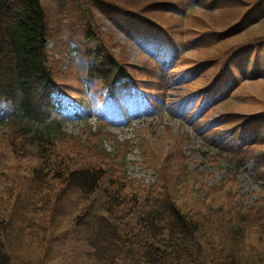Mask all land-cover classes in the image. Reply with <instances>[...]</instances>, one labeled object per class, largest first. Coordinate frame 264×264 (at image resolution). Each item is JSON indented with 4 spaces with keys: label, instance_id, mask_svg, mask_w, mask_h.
I'll list each match as a JSON object with an SVG mask.
<instances>
[{
    "label": "rangeland",
    "instance_id": "obj_1",
    "mask_svg": "<svg viewBox=\"0 0 264 264\" xmlns=\"http://www.w3.org/2000/svg\"><path fill=\"white\" fill-rule=\"evenodd\" d=\"M101 1L42 0L49 66L74 96L62 97L68 141L58 148L77 158L73 169L104 165L109 182H126L128 193L168 191L196 215L215 220L208 226L215 233L211 243L202 239L204 257L216 258L214 249L225 257L233 223L246 227L241 213L248 220L264 217V133L236 151L227 144L239 142L243 132L264 131V59L257 55L264 53V0H106L114 8ZM151 20L157 25L150 27ZM251 47L248 55L238 52ZM158 49L165 66L156 59ZM93 50L116 59L131 77L116 85L113 97L106 82L88 78ZM232 62L239 69L232 70ZM154 98L163 103L154 105ZM224 136L225 144L215 146ZM19 141L0 126V222L19 238L16 256L36 257L33 263L96 264L87 254L91 248L71 240L80 233L74 230L65 241L68 224L49 229L53 240L43 249L16 228L15 213L24 200L32 203L31 185L45 173L35 169L41 165L37 151H23ZM126 168L152 183L142 190ZM46 185L38 198L49 191L56 197L65 187Z\"/></svg>",
    "mask_w": 264,
    "mask_h": 264
},
{
    "label": "trees",
    "instance_id": "obj_2",
    "mask_svg": "<svg viewBox=\"0 0 264 264\" xmlns=\"http://www.w3.org/2000/svg\"><path fill=\"white\" fill-rule=\"evenodd\" d=\"M101 2L104 7L114 8L106 0ZM127 13L141 15L129 9ZM48 35L41 0H0V107L5 110L0 124L21 139L19 143L26 149L20 150L37 151L41 165L35 169L45 171L31 185L32 203L24 200L15 213L16 228L25 231L29 238L36 237L43 249L45 243L53 240L48 237L49 229L55 232L68 224L72 228L64 232L65 241L74 230L80 233L76 241L93 249L96 264H264V232L259 227L263 225V215L255 214L254 220H248L249 214L241 213L246 227L239 221L233 223L229 249L220 246L225 257L214 249L216 258H205L207 248L202 239L210 242L215 235L208 228L216 224L215 220L196 215L168 191L146 196L128 193L124 191L126 182H109L110 173L104 165L92 168L90 163L85 168H72L78 165L77 158L61 154L57 145H66L68 140L61 116L63 105L54 93L67 90L54 79L49 66ZM88 66L89 79L109 86H115L122 76L131 80L116 59L104 55H95ZM48 181L63 182L65 187L56 197L49 191L38 198L42 189L49 186ZM137 184L145 189L146 184ZM18 241L0 222V264H44V259L33 263L36 257H17Z\"/></svg>",
    "mask_w": 264,
    "mask_h": 264
}]
</instances>
